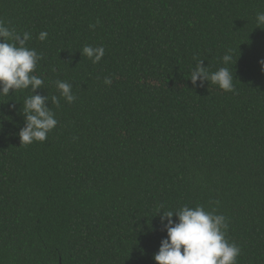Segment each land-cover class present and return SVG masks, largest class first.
Segmentation results:
<instances>
[{"label":"trees","instance_id":"16d2710c","mask_svg":"<svg viewBox=\"0 0 264 264\" xmlns=\"http://www.w3.org/2000/svg\"><path fill=\"white\" fill-rule=\"evenodd\" d=\"M257 12L264 0H0V20L31 33L37 92L58 121L45 142L20 145L31 92L0 96V264H156L166 231L154 215L184 205L225 215L238 264H264ZM197 60L227 66L235 91L193 85Z\"/></svg>","mask_w":264,"mask_h":264},{"label":"clouds","instance_id":"9594fccd","mask_svg":"<svg viewBox=\"0 0 264 264\" xmlns=\"http://www.w3.org/2000/svg\"><path fill=\"white\" fill-rule=\"evenodd\" d=\"M256 24L257 27L264 28V12H257ZM95 26L89 25L93 29ZM47 36L46 31H41L37 38L44 41ZM30 39L31 33L18 32L4 20H0V96H8L10 90L12 93L24 90L31 92L25 97L22 110L20 109L25 123L17 133L20 145L25 146L33 142H45L48 133L58 123L47 104L48 95L42 96L37 92V89L42 88L44 80L33 73L42 57L35 49L27 47ZM232 51L229 49L223 55L224 65L233 61ZM79 52L95 64L103 58L105 48L85 45ZM259 64L264 72V59L259 60ZM190 80L193 85L198 81L200 84L210 81L225 92L235 91L233 74L227 66L209 72L208 67L203 65V60L196 61ZM54 83L60 97L67 103L71 104L76 100L70 83L61 80ZM104 83L110 85L112 80L105 78ZM51 104L59 107L60 99L53 95ZM157 215L160 216L166 237L161 240L159 250L153 256L156 264H238L241 248L227 239V217L217 214L215 208L206 210L203 205H184L175 210L158 211L154 216ZM173 216L177 218L176 221L172 219Z\"/></svg>","mask_w":264,"mask_h":264}]
</instances>
